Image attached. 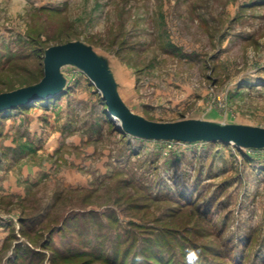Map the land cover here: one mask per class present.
Returning <instances> with one entry per match:
<instances>
[{
	"label": "rangeland",
	"instance_id": "374dc122",
	"mask_svg": "<svg viewBox=\"0 0 264 264\" xmlns=\"http://www.w3.org/2000/svg\"><path fill=\"white\" fill-rule=\"evenodd\" d=\"M70 42L145 120L264 128V0H0V94ZM61 73L0 113V264H264V149L125 135Z\"/></svg>",
	"mask_w": 264,
	"mask_h": 264
},
{
	"label": "water",
	"instance_id": "95a60500",
	"mask_svg": "<svg viewBox=\"0 0 264 264\" xmlns=\"http://www.w3.org/2000/svg\"><path fill=\"white\" fill-rule=\"evenodd\" d=\"M43 63L44 76L39 83L0 94V113L59 96L66 88L61 69L73 66L99 90L108 114L112 115L113 121L118 120L116 125L120 133L148 141L221 142L240 148L264 149V128L200 120L159 123L135 115L121 100L105 62L90 46L81 42L49 47L44 52Z\"/></svg>",
	"mask_w": 264,
	"mask_h": 264
},
{
	"label": "bare ground",
	"instance_id": "6f19581e",
	"mask_svg": "<svg viewBox=\"0 0 264 264\" xmlns=\"http://www.w3.org/2000/svg\"><path fill=\"white\" fill-rule=\"evenodd\" d=\"M114 117V116H113ZM115 118V117H114ZM116 121L118 122L117 118H116Z\"/></svg>",
	"mask_w": 264,
	"mask_h": 264
}]
</instances>
